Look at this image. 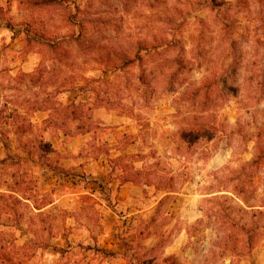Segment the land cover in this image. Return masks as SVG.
Wrapping results in <instances>:
<instances>
[{
	"label": "rangeland",
	"instance_id": "rangeland-1",
	"mask_svg": "<svg viewBox=\"0 0 264 264\" xmlns=\"http://www.w3.org/2000/svg\"><path fill=\"white\" fill-rule=\"evenodd\" d=\"M25 24L34 41L26 43ZM138 41L162 45L108 74L110 83L85 84L104 76L106 60L133 54ZM89 88L95 92L84 95ZM81 100L91 108L90 120H82L93 127L90 136L114 145L116 134H125L133 141L125 152L148 155L147 167L159 160L152 169L174 177L175 193L159 203L163 194L147 187L135 205L111 211L116 198L94 194L99 181L83 169L97 141L90 137L77 153L62 154L70 137L61 141L60 129L46 128L49 106ZM110 114L124 118L121 128ZM21 123L73 161L65 176L22 165L32 192L18 205L16 244L28 250L42 239L58 247L27 251L26 264H110L112 253L99 243L101 235L111 238L110 226L144 264H230L229 218L259 229L241 264H264V215L241 217L238 209L264 204V155L261 164L245 166L264 149V0H68L64 7L0 0V160L18 153L11 129ZM180 129L187 131L173 135ZM15 161L0 164V182L21 172L9 165ZM104 162L112 181L117 171ZM49 202L42 211L32 208Z\"/></svg>",
	"mask_w": 264,
	"mask_h": 264
},
{
	"label": "trees",
	"instance_id": "trees-1",
	"mask_svg": "<svg viewBox=\"0 0 264 264\" xmlns=\"http://www.w3.org/2000/svg\"><path fill=\"white\" fill-rule=\"evenodd\" d=\"M25 1L29 5L34 7H41L53 2L58 3V5H62L64 7V5L68 2V0ZM24 26L26 32V43L32 40L34 41L33 38H30L28 36L30 35V33H32V30L29 28L28 24H25ZM34 33L36 32L34 31ZM160 42L162 43L163 40H160ZM157 45L160 46L162 44ZM157 45L155 46V44H148L144 41L136 42V47L133 54H128L126 52L118 53L115 56L117 60H114L112 62L106 60L105 66L109 68L102 70V74L104 76H102L101 78H84L85 84L90 85V83L92 82L110 83V80L107 78L108 74L115 75L116 71H119L122 68L127 67L136 61H140L143 57L141 55L142 52L148 54L151 51H154V49L157 48ZM108 54L110 55L114 53L112 52ZM94 92V88H89L87 89V92L84 95H90V93ZM45 95L50 96L51 93L48 92L45 93ZM98 97L99 94L96 93L95 99H97ZM204 98L207 99L206 95H204ZM87 101L88 100H81L79 102L80 104L76 103L75 101H71L70 103L65 105L52 104L51 106H49V108H47L49 109L52 117L47 122L46 128L53 127L60 129L65 137L70 138L76 135L91 134L93 127L85 126L84 122L82 121L84 116L87 117V120H90V117H88V115H90L91 108L87 107ZM32 104H37V100H34ZM34 109L38 110V108ZM14 114L15 119L20 118L21 122L25 121V118H23V116L21 117L18 111H15ZM64 118L68 120L65 121ZM74 122H76V124H73ZM69 124L70 126H67ZM5 125L8 127L11 126L10 124L7 125V123H5ZM189 125V127L192 128L193 131L194 124L191 122L189 123ZM11 130L13 134L17 137L18 153L14 154L13 157L6 155L5 158L0 160V164H5L8 159H10L11 161L15 159L16 161L9 165L14 167L15 171L21 172L19 174L14 172L11 175L10 182H0V264H26L27 260L31 257V255L27 254V251L33 252L36 248L47 249L49 247L58 249V247L51 245L49 241H42V239L38 240L37 245H35L34 240H32L31 246H27L28 250H21L23 248L16 244L17 238L15 232L19 228L21 218V213L18 210V205L21 204V200H30V197H26L25 193L32 192V188H30L28 185L30 180H27V175L25 174V172L22 171L24 170L22 168V165L25 164L24 161H27L38 166L43 165L52 171L60 173H66L67 168H64L60 165V160L63 156L55 152L51 144L46 142L42 138V136L38 135L39 131L35 129L32 124H29L28 126H24L23 123H21L20 126L13 125ZM182 131L187 130L180 129L173 135L181 134ZM91 139H93V141H97V144H94V142L90 143L89 146L91 148V152H89L88 158L96 160L99 158V156L104 155L107 159V162L109 164H112L111 170L117 171L116 179L119 180V186H122L125 183H132L133 185L141 187L143 189V193H145V189L147 187H153L154 192H161L163 194V196L159 200V203L164 197H167L169 194L175 193V184L173 181L174 177L168 175H161L157 171L152 169L155 165H158L160 163L159 160H157L156 164L147 167L145 164V158H147L148 155L143 154L141 151L137 153L125 152V150L131 144H133V141L127 139L125 134H123L116 140V144L114 146H109L106 140H102L101 142H99V140H96L94 136H91ZM191 147L192 144L187 146V150L185 151V153H188ZM174 148L175 151L180 152V146L178 143L174 144ZM113 149L118 151V155L115 157H112L111 155V150ZM262 155H264V149H260L259 154H257V156H255L250 162H247L245 166L250 167L253 165L261 164L263 157ZM154 157V155L151 156V158ZM35 159H37V161ZM136 162H142L143 164L141 167H136ZM109 177V179H111V176ZM242 201L245 202L244 199ZM49 203H34L32 204V208L34 210H39ZM248 207L252 212L245 211L241 206L238 208L239 211L242 212L241 217L242 215H248L249 213H257L260 215H264V204L248 205ZM221 211L224 210L221 209ZM224 227L226 229V244L224 245V248L229 250L228 256L231 259L230 264H241V261H243L244 259L248 260L252 255V251L256 243L254 234L258 233L259 229L257 227H254L247 221H242V218H229L227 223H224ZM115 237L119 241H121V243H123V245H125L127 249H129V242L127 241V239L121 237L116 232ZM133 259L136 261L137 264H144V261H142L141 258L137 255H134Z\"/></svg>",
	"mask_w": 264,
	"mask_h": 264
},
{
	"label": "crops",
	"instance_id": "crops-1",
	"mask_svg": "<svg viewBox=\"0 0 264 264\" xmlns=\"http://www.w3.org/2000/svg\"><path fill=\"white\" fill-rule=\"evenodd\" d=\"M31 111L37 112L38 110L31 108ZM47 111H49V109H47ZM109 117L112 120H115V124H116V126H118L116 129L121 128L123 126V124L125 123L124 118L121 116H116L114 114H110ZM45 118L46 117H43L42 121ZM90 137H91L90 134L76 135L75 137H72L67 141L69 148L66 149L65 147H61V148L58 147L59 151L62 154H64V153H67L69 150H71V153L75 154V153H77V151L81 147L86 145V143H87L88 139H90ZM116 137H117V139L119 138V136H117V134H116ZM64 138H65V136L62 135L59 140L62 141ZM50 143L52 144L53 148L55 149L56 148L55 144H53V142H51V141H50ZM108 145L114 146L110 143H108ZM130 146H132V144ZM114 151H116V150L115 149L111 150V152H114ZM116 152L118 153V151H116ZM112 157H115V156H112ZM105 159H106V157L104 155L99 156V158L96 160H92L90 158H87L86 159L87 163L83 166L84 171H89L91 176H94L95 179H97L99 181V183L97 184L99 189H97V190L94 189L93 193L95 194V193L100 192L101 194L105 193L107 196L115 197L117 200V203L113 206L114 209L111 208V211L116 210V209H126L127 207H132L133 205H135V203L138 201V199L143 194V189L141 187L133 185L132 183H125L124 185L119 186V180L116 178L111 181L109 179V176L107 175V173L104 171V169L106 167V163L104 162ZM72 162H71V159H69V157L65 156L61 159L60 165L64 168H68V166L71 165ZM106 162H107V159H106ZM60 175L65 176L63 173H60ZM68 176H70V175H68ZM75 177H77V176H75ZM105 202L107 204V205H105L106 208L112 207V206L108 205L107 201H105ZM53 204H54V202H51V203L47 204L46 206H44L43 208H41L39 210H35V211H37V212L42 211V210L46 209L47 207H49ZM113 212H115V211H113ZM117 214H120V213L117 212ZM115 217H118V216H115ZM120 217L125 218V217H127V215H125V216L122 215ZM107 229L109 231L112 230L111 238L108 236L107 239H105L104 235H101V237H99V239L101 238L99 240V243L102 245L101 246L102 249H104V251L107 253H109V252L112 253V254H110L111 255L110 258L113 259V262H107V263H110V264H137L135 262V260L131 257V255L129 256L127 254V252L125 250V249H127V247L125 245H123V243H121V241H119L115 237V232H116L115 229L113 231V228L111 226ZM50 244L54 245L52 242ZM102 263L104 264L105 262H102Z\"/></svg>",
	"mask_w": 264,
	"mask_h": 264
}]
</instances>
